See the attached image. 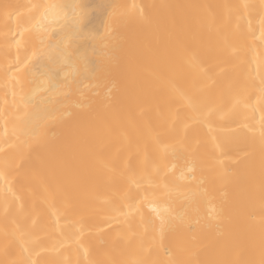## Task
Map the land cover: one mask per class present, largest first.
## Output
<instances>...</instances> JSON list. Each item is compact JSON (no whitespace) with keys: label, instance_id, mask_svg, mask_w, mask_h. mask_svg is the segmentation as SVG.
Segmentation results:
<instances>
[{"label":"bare ground","instance_id":"6f19581e","mask_svg":"<svg viewBox=\"0 0 264 264\" xmlns=\"http://www.w3.org/2000/svg\"><path fill=\"white\" fill-rule=\"evenodd\" d=\"M0 264H264V0H0Z\"/></svg>","mask_w":264,"mask_h":264}]
</instances>
